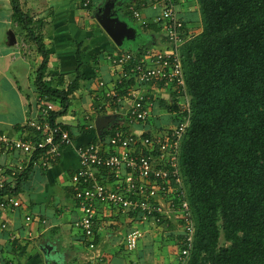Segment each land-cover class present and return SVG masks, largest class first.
I'll list each match as a JSON object with an SVG mask.
<instances>
[{
	"label": "crops",
	"instance_id": "0c3cea01",
	"mask_svg": "<svg viewBox=\"0 0 264 264\" xmlns=\"http://www.w3.org/2000/svg\"><path fill=\"white\" fill-rule=\"evenodd\" d=\"M174 1L177 12L185 21L187 37L201 32L198 0ZM153 2L95 0L86 8L82 0H21L22 9L32 17V26L44 36L49 53L47 78L63 89L72 82L79 69L83 77L67 108L62 105L57 108L54 102V121L69 128L72 145L64 147L62 156L49 167L34 165L22 183L21 192L16 195L21 206L7 209L0 217V264L177 263L172 246H178L170 238L177 232L176 227L149 229L137 248L129 251L125 237L133 223L127 215L109 206L100 207L95 227L96 248L91 249L76 226L82 211L71 182L72 175L80 167L78 147L107 138L108 133L104 132L102 137L97 132L98 117L113 116L115 119L118 116L107 108L99 113L93 111L104 100L106 88H116L119 75L116 70L120 68L114 67L107 56L137 52L148 46H168L163 27L154 20L159 12L152 7ZM106 4L117 16L122 4L130 5V11L125 14L128 17L124 14L125 18L119 17L135 29L134 36L127 38L133 41L134 49L123 47L125 39L121 45L116 44L100 25L96 14ZM132 7L141 11L142 19L134 17ZM10 31L15 34V43L9 39ZM42 61L37 45L27 37L15 18L12 0H0V133L15 137L33 134L27 122L40 110L39 98L42 96L34 81ZM102 80L106 83L104 89L99 84ZM77 108L84 111L83 115ZM87 114L90 119L86 118ZM157 123L156 119L155 126ZM23 158V154H5L0 156V163L17 170ZM22 172L13 174L9 170L0 174V184L16 185ZM27 216L33 221L27 222Z\"/></svg>",
	"mask_w": 264,
	"mask_h": 264
},
{
	"label": "trees",
	"instance_id": "16d2710c",
	"mask_svg": "<svg viewBox=\"0 0 264 264\" xmlns=\"http://www.w3.org/2000/svg\"><path fill=\"white\" fill-rule=\"evenodd\" d=\"M198 3L202 31L182 47L192 115L180 164L195 223L186 264H264V0ZM12 6L43 56L34 81L37 90L67 108L80 88L81 70L66 88L54 86L47 78L44 36L32 26L21 0H12ZM170 118L161 117L157 124ZM32 167L16 185L0 190V200L21 192ZM221 237L227 245H220ZM170 238L180 249L181 233Z\"/></svg>",
	"mask_w": 264,
	"mask_h": 264
},
{
	"label": "built area",
	"instance_id": "2783aa9c",
	"mask_svg": "<svg viewBox=\"0 0 264 264\" xmlns=\"http://www.w3.org/2000/svg\"><path fill=\"white\" fill-rule=\"evenodd\" d=\"M94 1L82 0V4L88 8ZM152 7L159 12L154 20L163 27L168 46L107 56L114 67L120 68L116 70L119 74L116 88H106L104 100L93 111L99 113L107 108L118 116L107 127L105 140L89 142L77 149L80 167L71 182L82 215L76 226L88 246L96 248L99 210L101 206H109L131 219L133 225L125 237V245L133 251L149 229L174 224L176 233L182 235L176 264H186L195 235L180 164L183 139L192 115V97L182 60V47L188 37L174 0H154ZM131 10L135 18L142 19L139 9ZM99 84L103 89L106 86L104 80ZM166 90L174 96L167 104L162 94ZM39 102L38 115L27 122L33 130L30 137L0 133V156L24 155L17 170L0 163L1 175L9 170L13 174L22 172L31 164L47 168L62 156L64 147L72 145L70 130L52 119L55 103L42 97ZM165 116L171 117L170 121L155 126L156 119ZM86 118L90 119V115ZM4 186L2 182L0 190ZM20 206L21 200L15 194H5L0 200V217L7 209ZM26 219L33 221L31 216ZM2 226L6 227V223Z\"/></svg>",
	"mask_w": 264,
	"mask_h": 264
},
{
	"label": "water",
	"instance_id": "95a60500",
	"mask_svg": "<svg viewBox=\"0 0 264 264\" xmlns=\"http://www.w3.org/2000/svg\"><path fill=\"white\" fill-rule=\"evenodd\" d=\"M96 17L100 25L113 39V41L118 45H121L124 39L132 38L135 34V29L130 27L125 21H122L120 17L116 15V12H114L108 4H106L99 10V12L96 14ZM9 35V39L13 43H15L16 37L14 32L10 31ZM113 121V116L98 117V119L96 120V129L99 136H102L107 127Z\"/></svg>",
	"mask_w": 264,
	"mask_h": 264
},
{
	"label": "rangeland",
	"instance_id": "374dc122",
	"mask_svg": "<svg viewBox=\"0 0 264 264\" xmlns=\"http://www.w3.org/2000/svg\"><path fill=\"white\" fill-rule=\"evenodd\" d=\"M131 4H135V3H130V5ZM130 5H127V4H122V6H120L119 8H118V15L121 17V18H125V17H128V15H125L127 12H129L130 11V8H129V6ZM123 14H124V16H123ZM131 17L129 16V19H130ZM123 47H125L126 49H128V50H132V49H134V45H133V41H129V39H125V42H124V46ZM163 94V96H164V100L166 101L165 103L167 104L168 102H171V101H173V99H174V96L171 94V92L169 91V90H166L165 92H163L162 93ZM56 107L57 108H61V103L58 101V102H56ZM77 110H78V113H80L81 112V114L83 115V113H84V111L81 109V108H77ZM69 116V115H68ZM85 116V115H84ZM70 118V117H69ZM83 120V119H82ZM160 235V234H159ZM157 238H159V236L157 237ZM228 243H227V241L223 238V237H221V240H220V245H227ZM173 247V251L172 252H174V254L176 253V254H178V252H179V248L178 247H175V246H172ZM166 250H169V248H167L166 247Z\"/></svg>",
	"mask_w": 264,
	"mask_h": 264
}]
</instances>
